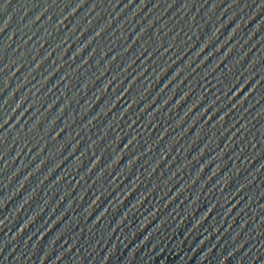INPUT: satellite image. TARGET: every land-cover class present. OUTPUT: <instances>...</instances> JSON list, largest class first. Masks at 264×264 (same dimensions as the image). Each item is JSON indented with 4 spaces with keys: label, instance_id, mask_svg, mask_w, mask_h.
<instances>
[{
    "label": "water",
    "instance_id": "95a60500",
    "mask_svg": "<svg viewBox=\"0 0 264 264\" xmlns=\"http://www.w3.org/2000/svg\"><path fill=\"white\" fill-rule=\"evenodd\" d=\"M0 264H264V0H0Z\"/></svg>",
    "mask_w": 264,
    "mask_h": 264
}]
</instances>
